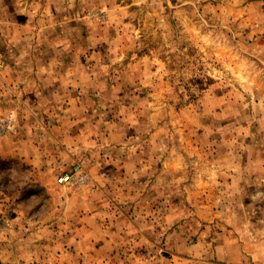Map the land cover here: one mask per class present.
Instances as JSON below:
<instances>
[{
	"label": "rangeland",
	"instance_id": "rangeland-1",
	"mask_svg": "<svg viewBox=\"0 0 264 264\" xmlns=\"http://www.w3.org/2000/svg\"><path fill=\"white\" fill-rule=\"evenodd\" d=\"M71 10L108 133L58 175L85 186L0 164V264H264V0ZM86 216L89 243L60 242Z\"/></svg>",
	"mask_w": 264,
	"mask_h": 264
},
{
	"label": "crops",
	"instance_id": "crops-1",
	"mask_svg": "<svg viewBox=\"0 0 264 264\" xmlns=\"http://www.w3.org/2000/svg\"><path fill=\"white\" fill-rule=\"evenodd\" d=\"M74 5L75 0H0V123L9 114L17 119L15 132L0 137V164L26 166L49 187L108 133L107 120L92 106L97 94L86 48L74 46L70 36ZM90 204L85 199L81 212ZM95 220L79 217V232L68 225L60 242L80 237L88 244Z\"/></svg>",
	"mask_w": 264,
	"mask_h": 264
},
{
	"label": "built area",
	"instance_id": "built-area-1",
	"mask_svg": "<svg viewBox=\"0 0 264 264\" xmlns=\"http://www.w3.org/2000/svg\"><path fill=\"white\" fill-rule=\"evenodd\" d=\"M4 66L2 54L0 52V69ZM16 117L13 114L5 117L0 123V137L13 133L16 130ZM91 180V176L88 171L81 165L75 164L69 172L61 174L57 178V183L60 186H85Z\"/></svg>",
	"mask_w": 264,
	"mask_h": 264
}]
</instances>
